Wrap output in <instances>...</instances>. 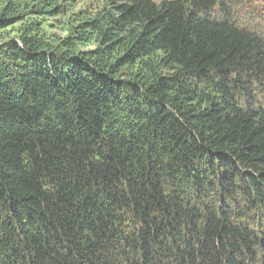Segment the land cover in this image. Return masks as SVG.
<instances>
[{
  "label": "trees",
  "instance_id": "trees-1",
  "mask_svg": "<svg viewBox=\"0 0 264 264\" xmlns=\"http://www.w3.org/2000/svg\"><path fill=\"white\" fill-rule=\"evenodd\" d=\"M78 1H0V264H264V0Z\"/></svg>",
  "mask_w": 264,
  "mask_h": 264
},
{
  "label": "rangeland",
  "instance_id": "rangeland-1",
  "mask_svg": "<svg viewBox=\"0 0 264 264\" xmlns=\"http://www.w3.org/2000/svg\"><path fill=\"white\" fill-rule=\"evenodd\" d=\"M0 1H6V0H0ZM14 4L16 9L18 10L17 12H19L18 15H22V19H20V21L14 26V28H9L6 29L5 32H1L4 34V36L6 35H14L11 31L14 29H17L19 27H22L25 23H28L29 21H39L41 23V25L43 27H46V29L52 33L58 32V29H56L57 23L55 22L57 20L55 18H49V17H41L40 15H34L31 14L29 11V8L31 6V4L34 2V0H11ZM162 1H166V0H157V2H162ZM88 4V0H84V1H78L76 3V7L75 9H82L84 8L85 5ZM1 5H0V9H1ZM259 8L264 10V2H260L259 3ZM45 21V22H44ZM53 26V29H49L47 27ZM0 33V35H1Z\"/></svg>",
  "mask_w": 264,
  "mask_h": 264
}]
</instances>
